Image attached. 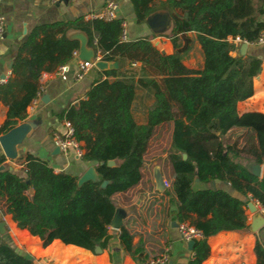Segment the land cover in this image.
<instances>
[{"label":"trees","instance_id":"16d2710c","mask_svg":"<svg viewBox=\"0 0 264 264\" xmlns=\"http://www.w3.org/2000/svg\"><path fill=\"white\" fill-rule=\"evenodd\" d=\"M131 3L138 23L156 10L169 12L171 54L144 43L119 52L116 45L121 40L123 20L117 17L55 22L31 31L12 66L14 77L0 86V99L8 106L7 119L0 129L4 133L17 120L25 119L26 107L39 91L37 80L42 72L53 71L73 58L79 41L67 37L69 30L86 33L88 46L98 50L102 60L120 65L102 71L105 78L92 83L77 106L69 105L58 115L60 120L72 124L73 137L83 150L81 157L95 164L99 180L78 185V177L57 173L43 160L27 155L29 170L47 190L40 192L39 200L34 199L33 207L20 208L17 226L38 236L43 246L59 239L91 251L96 245L106 248L114 233L106 227L112 214L106 215L105 210L117 194L133 189L143 180L148 143L157 127L168 125L165 161L171 174L169 186L161 192L166 198L165 206H174L171 219L202 233L194 241L193 255L188 261L201 264L209 254L208 237L220 231L247 228L242 200L212 182L229 184L240 196L255 200L264 209V177L258 178L244 165V162L264 165V114L239 115L236 110L239 101L252 95L253 78L260 72L261 60L232 56L236 44L228 39L238 37L248 42L258 39L264 30V20L259 21L264 14V0H131ZM251 16L257 21L248 18ZM188 32L195 33L202 50L203 65L198 70L182 64L193 44ZM179 35L182 44L177 42ZM23 50L27 53L25 57L21 56ZM125 61L130 68L122 69ZM133 63H138V68H133ZM139 88L151 97L143 123H138L132 112ZM242 135L244 139L239 144ZM182 153L187 155L186 159ZM109 160H114V165L108 166ZM103 181H107L104 187ZM209 183L206 187L197 186ZM61 217L70 220L100 217V234L93 233L98 229L96 224L89 225L86 233L73 225L70 233L63 235ZM118 237L127 253L141 259L142 251L132 245V234L126 227H121ZM64 247L57 242L52 253H59ZM30 251L37 255L45 252L34 245H30ZM255 253L257 263L264 264V248L258 242ZM34 262L30 253L17 251L6 236L0 235V264Z\"/></svg>","mask_w":264,"mask_h":264},{"label":"crops","instance_id":"0c3cea01","mask_svg":"<svg viewBox=\"0 0 264 264\" xmlns=\"http://www.w3.org/2000/svg\"><path fill=\"white\" fill-rule=\"evenodd\" d=\"M118 4L116 17L120 18L126 24L127 37L120 40L116 45L119 52L127 51L138 44H149L156 47L165 54L173 52L172 36L170 28L163 29L166 22L165 16L154 15V13H167L163 9L152 12L143 23L136 21L135 13L131 0H115ZM106 0H0V15L3 17L4 34L0 38V86L4 85L10 78L14 77L12 66L18 57L19 49L26 41L31 31L41 25L52 24L55 22H66L83 18L85 21L95 18L94 15L100 12ZM156 3H159L156 1ZM171 17V16H170ZM254 21V16L248 17ZM171 19V18H170ZM264 20V14L260 16L259 21ZM161 27V28H160ZM78 35L86 38V33L81 30H69L67 37L78 39ZM187 35L192 38L193 44L188 55H186L182 64L189 68L198 70L203 65V55L199 43L196 40L194 32H188ZM180 38L178 43H183ZM232 40L231 37L228 38ZM246 42L244 51L241 52V44ZM236 49L231 52L232 56H252L261 60V69L257 76L253 78V93L249 98L239 101L236 110L239 115L246 112H260L264 114V45L246 40L233 41ZM88 46V43H87ZM79 47L77 56L73 57L68 63L67 79H62L56 70L42 72L37 80L39 91L37 96L32 99L26 107L25 119L17 120L16 124L27 121L31 123V130L24 138L23 142L17 146L18 156L16 159H8L0 146V222L4 223V235L9 239L10 245L17 251L30 253L38 264H142L149 256L156 255L166 251L169 255V264H188L192 258V249L188 248V241L182 239L177 227L173 226L170 211L174 206L166 205V198L162 192L156 189L153 172L151 176L143 177L148 184L152 186L150 192L152 195L143 196L141 199H132L129 202H116V207L123 208L126 211H132V206L138 202L141 207L137 208L138 215H130L123 219V226L133 234L132 243L142 252L141 259H134L122 247L118 233L119 230L109 229L114 236L108 242L106 248H101V252H94L75 244H65L59 239H55L47 246H43L41 239L32 235L26 228L17 226V215L21 213L20 208L33 207V201L39 200L40 192L47 190L43 182L38 180L29 170L26 157L31 155L43 160L47 166L53 168L57 173L63 175L71 174L80 177L86 170L94 166L93 162L85 161L81 156L78 157L72 148L66 152L58 150L54 143V137L62 134L65 130L63 121L58 115L69 105L77 106L89 86L96 80L105 78L101 73L104 70L98 69L94 63L102 60L96 59L100 53L93 47V65L85 74L83 79L74 82V75L77 70V64L83 59L79 58ZM21 56H27L26 51L21 52ZM197 59L198 63L189 64ZM138 63L133 68H138ZM119 63L117 67H119ZM122 69L130 68L127 61L121 65ZM115 69V68H113ZM3 79V82H1ZM145 91L137 89L136 98L132 104V112L138 123L145 122L147 106L151 102V97L144 94ZM8 106L0 99V129L4 126L7 119ZM244 134V132L242 133ZM236 139L233 137V140ZM244 137L240 136L238 141L242 143ZM239 143V144H240ZM241 162V159L236 158ZM253 163V162H252ZM251 162H244L247 169L251 171ZM162 175V174H161ZM163 180H165L164 176ZM258 178L264 177V165H259ZM143 180L133 189L117 194L114 199L130 194L135 189L141 188ZM232 195L238 196L243 204L242 208L247 215V228L241 231H220L217 234L208 237L209 254L201 264H258L255 253V245L258 242L264 248V225L253 231L250 229L253 224V214L250 211L249 203L254 204L257 211L263 209L258 202L249 197L240 196L229 184L216 181L214 182ZM209 184H198V187H206ZM156 189V191H154ZM152 198V201L150 199ZM163 198L164 201L157 199ZM150 201V205L155 202L146 215L144 211L145 204ZM162 203L160 219L155 223H149L148 219L158 217L157 203ZM153 207V208H152ZM148 216V217H147ZM115 231V232H114ZM26 236V239L24 238ZM57 242L63 244L65 249L59 253H52V246ZM30 245L39 246L45 252L35 254L30 251ZM137 255V254H136Z\"/></svg>","mask_w":264,"mask_h":264},{"label":"water","instance_id":"95a60500","mask_svg":"<svg viewBox=\"0 0 264 264\" xmlns=\"http://www.w3.org/2000/svg\"><path fill=\"white\" fill-rule=\"evenodd\" d=\"M154 15H160V16H165L166 22L163 26H161L163 29H168L170 28L171 25V17L167 13H154L151 17ZM160 27V28H161ZM78 39L80 40V47H79V58L83 60H92L93 59V50L89 49L87 46V40L86 38L78 35ZM246 47V42L244 41L241 44V52L244 51V48ZM94 65L100 69V70H108V69H113L117 68L118 63L116 61H105V60H98L95 61ZM31 123L24 121L21 122L17 125H14L11 127L8 131L1 133L0 135V146L2 148V151L4 155L8 159H16L18 156V151H17V146H19L24 138L27 136L28 132L31 130ZM59 150V149H58ZM187 155L185 153H182V158L186 159ZM251 167V173L254 174L255 176L259 175V164L252 163ZM108 166L114 165V160H109L107 162ZM153 179L154 183L156 186V189L158 191L164 190V183H163V177L160 173V171L156 168L153 171ZM99 177L96 172V169L94 166L89 167L85 173H83L78 179H77V184L81 185L87 181H98ZM107 184V181H103L101 183V186L104 187ZM214 185V182H212ZM250 211L253 214V224L251 225L250 229L253 231H256L260 227L264 225V216L260 211H257L256 207L254 204L249 203L248 205ZM126 216V211L123 208L116 207L113 217L110 221V228L113 230H119L123 226V219ZM177 223L173 221V226H176ZM3 226L4 223L0 222V231H3ZM194 244V240H189L188 241V248L192 249V245ZM101 247L99 245H96L94 247V252H101Z\"/></svg>","mask_w":264,"mask_h":264},{"label":"rangeland","instance_id":"374dc122","mask_svg":"<svg viewBox=\"0 0 264 264\" xmlns=\"http://www.w3.org/2000/svg\"><path fill=\"white\" fill-rule=\"evenodd\" d=\"M230 41H235V40H230ZM198 61L197 59L193 60V62H189V64H195L197 65ZM169 134H170V127L168 125H163V126H160V127H157L156 130H155V133L154 135L152 136V138L150 139L149 143H148V148H147V152H146V160L148 162V164L146 165L145 167V173H144V177L146 176H151V173L154 171V169H158L160 171V173L162 174V176H164L165 180L170 183L169 181V177H170V170H169V167L167 166V162L165 161V158L167 156V148L169 146ZM240 143V141H239ZM152 189V186L150 185V183L148 184V182L146 181V179H143V183H142V186L141 188H138V189H135L133 190L132 192H130V194H127L126 196H121L119 199V201H116L114 199V202L113 204L105 210V214L106 215H110L112 214V217H113V214H114V211H115V208H116V202H129L130 203V200L132 199V197H135V199H141L143 196H147V195H152V193L150 192V190ZM154 191H156V189H154ZM157 199H160L162 201L165 200V197H164V200L163 198H157ZM149 201V200H148ZM150 201H152V198L150 199ZM150 201L148 203L145 204V207H144V211L147 215L148 211H149V207L151 209V206L155 203L153 202L151 205H150ZM158 206V217H153V220L150 218L148 219V222L151 224V223H155L157 221V219H160V215L162 212H160L161 208H163V204L162 203H157ZM141 207V205L136 202V205L132 206V211H128L131 212L130 215H134V217H137L135 215H138V211H137V208ZM153 208V207H152ZM128 213L126 214V216L128 215ZM104 216V215H103ZM103 216H100L101 218ZM100 217L98 218H89V219H86V220H70L68 218H62L60 219L59 221V224H62L63 225V228L65 230L62 231V234L64 235L65 232L67 233V235L70 233L69 229L71 227H74L73 225H75V227L79 228L81 231H84L86 233V231H88V226L91 225V226H94L96 225V228H98L97 230H95L93 233H97L98 235L100 234L99 233V227H100ZM148 217V216H147ZM105 223V222H103ZM104 225V224H103ZM108 227V229H110V225L106 226ZM127 228V227H126ZM130 232V231H129ZM131 233V232H130ZM76 239V238H74ZM132 239H133V234H132ZM132 239H131V243H132ZM87 238L84 240L86 241ZM42 241V240H41ZM62 241V240H60ZM63 243L65 244H71V243H66L64 241H62ZM133 245V243H132Z\"/></svg>","mask_w":264,"mask_h":264},{"label":"built area","instance_id":"2783aa9c","mask_svg":"<svg viewBox=\"0 0 264 264\" xmlns=\"http://www.w3.org/2000/svg\"><path fill=\"white\" fill-rule=\"evenodd\" d=\"M52 1H60V0H52ZM118 9V4L115 0H106L103 9L96 13L94 17L101 18L104 20H111L116 18V11ZM123 26V32L121 35V40L126 39L127 33H126V24L125 22L122 23ZM4 34V26H3V17L0 15V38ZM235 41H239V38L236 37L234 39ZM256 43L263 44L264 45V30L260 33L258 39L255 41ZM77 50L73 51V57L77 56ZM96 59H101V55H99ZM136 63H133L135 65ZM93 61L91 60H82L79 61L77 64V70L74 75V82H78L85 74L88 72V70L92 67ZM67 72H68V65H60L56 73L64 80L67 79ZM3 82V79L2 81ZM63 126L65 128L64 132L61 134H57L54 137V143L58 147L59 150L62 152H66L69 148H72L75 152V154L80 157L83 154V150L80 147V143L77 142L73 137V126L72 124L64 120ZM1 135V133H0ZM164 187H168L169 183L166 180H163ZM260 212L264 216V209H260ZM179 235L184 239L185 241L189 240H196L202 237V233L197 230L196 228L184 224V223H177L176 225ZM33 264H38L37 262H34ZM142 264H169V255L166 251L160 252L156 255L149 256L146 258Z\"/></svg>","mask_w":264,"mask_h":264}]
</instances>
